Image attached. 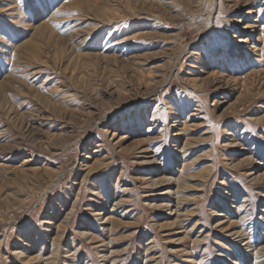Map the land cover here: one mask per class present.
Here are the masks:
<instances>
[{
    "label": "rangeland",
    "instance_id": "1",
    "mask_svg": "<svg viewBox=\"0 0 264 264\" xmlns=\"http://www.w3.org/2000/svg\"><path fill=\"white\" fill-rule=\"evenodd\" d=\"M0 84V264H264V0H0Z\"/></svg>",
    "mask_w": 264,
    "mask_h": 264
},
{
    "label": "bare ground",
    "instance_id": "2",
    "mask_svg": "<svg viewBox=\"0 0 264 264\" xmlns=\"http://www.w3.org/2000/svg\"><path fill=\"white\" fill-rule=\"evenodd\" d=\"M248 27H251V26H249V25H247ZM42 36V35H41ZM1 85V84H0ZM6 88V87H5ZM4 91V88H3V86H1L0 87V94L2 93ZM4 99V98H3ZM27 162V161H26ZM263 176H264V173H263ZM171 179V178H170ZM169 179V180H170ZM159 181V180H158ZM171 181V180H170ZM154 182V181H153ZM170 205V204H169ZM264 211V210H263ZM70 214V213H69ZM217 216H219V215H222V214H216ZM70 218V217H69ZM63 224V223H62ZM66 225V224H65ZM64 225V226H65ZM232 234H237L236 236H242L243 235V233L241 232V233H239V232H237V231H234ZM263 234V233H262ZM27 244V243H26ZM29 245V244H28ZM28 247V246H27ZM244 255V254H243ZM247 255V254H246ZM252 256V255H251ZM247 259H248V256H247ZM232 264V263H231ZM244 264H248V263H244Z\"/></svg>",
    "mask_w": 264,
    "mask_h": 264
}]
</instances>
